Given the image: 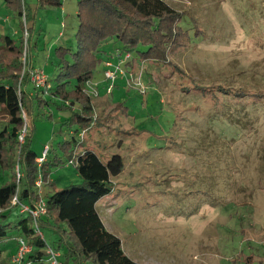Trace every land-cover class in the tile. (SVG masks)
Returning a JSON list of instances; mask_svg holds the SVG:
<instances>
[{"label":"rangeland","instance_id":"rangeland-1","mask_svg":"<svg viewBox=\"0 0 264 264\" xmlns=\"http://www.w3.org/2000/svg\"><path fill=\"white\" fill-rule=\"evenodd\" d=\"M25 1L35 9V0ZM164 1L186 11L179 25L188 29L190 46L169 57L182 74L172 75L150 61L127 62L106 96L103 73L109 67L104 62L116 63L124 53L116 40L100 46L102 60L89 82L99 95L92 94L94 110L98 113L117 100L130 110L119 122L89 137V146L103 158L118 154L123 162L113 175L114 190L96 202V211L137 264H264V108L255 109L252 126L241 128L231 121L230 111L220 105L211 109L190 92L191 80L205 84L242 79L251 85L247 88L264 90V0ZM75 3L65 0L63 11L62 7L37 10L32 47L22 56L28 87L34 66L43 68L48 84L55 85V48L74 50L76 45ZM18 30L17 17L0 0V35L18 40ZM42 114H52V121ZM69 116V109L58 110L51 103L37 110L33 122L23 114V131L33 124L32 148L37 154L45 145L68 137L72 128L59 135L54 131ZM4 118L0 112V123ZM119 124L134 132L121 135ZM84 148L77 146L76 151ZM49 153L48 148L45 158ZM8 176L0 171V184ZM51 179L55 190L82 182L69 163L54 168ZM48 190L52 191L41 184L42 196ZM21 215L16 206L10 218ZM40 230L52 245L51 231ZM17 245H8L4 253L12 262L15 254L22 261L27 253Z\"/></svg>","mask_w":264,"mask_h":264},{"label":"trees","instance_id":"trees-1","mask_svg":"<svg viewBox=\"0 0 264 264\" xmlns=\"http://www.w3.org/2000/svg\"><path fill=\"white\" fill-rule=\"evenodd\" d=\"M75 1V49L55 48L58 65L55 85L50 86L47 80L45 89H37L33 85L28 87L29 74L23 70V52H29L32 47L37 10L61 8L65 0H35L34 10L25 0H3L19 21L20 36L14 40L0 35V112L5 116L3 124L0 123V171H7L9 175L0 184V264H50L49 249L57 254V264H137L124 253L120 239L105 228L95 208L100 198L114 190L113 175L121 171L123 162L118 154L103 158L96 147L88 144L91 132L102 133L109 124L119 122L120 118L128 116L129 107L117 100L96 113L87 84L102 60L99 57L101 44L111 39L119 42V51L124 54L116 63L106 60L105 65L106 62L118 63L122 68L127 62L150 61L157 67L168 68L172 75L173 71L182 74L169 57L190 46L188 29L179 25L186 11L176 10L164 0ZM24 32L28 33L25 39ZM196 34H199L197 28ZM104 81L109 84L105 78ZM243 82L231 79L202 84L191 80L190 92L193 98L208 103L211 109L220 105L230 111L233 124L250 127L257 118L255 109L264 108V90L247 88L251 85ZM50 103L58 110H70V116L60 122L54 134H62L70 128L72 132L56 145H47L50 155L38 163L41 152L37 154L32 148L34 127L32 124L31 129L23 131V114L33 122L37 110ZM42 115L50 121L53 119L52 114ZM119 125L121 135L134 132ZM114 128L117 130L116 126ZM81 130H84L82 137ZM21 134L22 141L19 140ZM77 146L85 148L78 152ZM66 163L74 166L82 182L55 190L52 170ZM39 179L52 190L44 196L35 184ZM14 197L16 204H12ZM39 202L44 204L45 212L34 217L31 211ZM16 206H20L22 215L12 220ZM24 206L28 209L23 210ZM41 228L51 231L52 245L47 244ZM14 237L16 241L6 242ZM19 238L29 251L22 261L12 262L4 253L8 245L18 244ZM4 242L7 245L2 247Z\"/></svg>","mask_w":264,"mask_h":264},{"label":"built area","instance_id":"built-area-1","mask_svg":"<svg viewBox=\"0 0 264 264\" xmlns=\"http://www.w3.org/2000/svg\"><path fill=\"white\" fill-rule=\"evenodd\" d=\"M125 56L128 57V55H125ZM106 66H108L109 68L104 71V78H105V80L109 81V84L107 85L106 91H107V93H110L111 88H112V83H113L114 79L117 77V75L119 74L121 68H120V65L118 63L112 64L110 62H106ZM29 73H30L31 83L35 88L45 89V87H47V75L45 74V72L42 68H39V67L31 68ZM87 87H88V89H90L91 94L97 96V92L94 91L89 84H87ZM22 136H23L22 134L19 136L20 141H22ZM47 149H48V146L45 145L41 151V156L37 159L38 163H40L45 158V156L47 154ZM35 184H36V186H38L40 188L42 183L39 179L35 182ZM16 203H18V202L16 200V197H14L12 200V204H16ZM27 209H28L27 207H25V206L23 207V210H27ZM31 212H32V215L34 217L42 215L45 212L44 204L42 202H39L37 204V207ZM18 250L21 252H28L29 251V247L20 238L18 239ZM48 253L50 256V264H57V261H56L57 254L54 253L53 251H51L50 249L48 250ZM14 257L15 258L13 259V261H19L21 259L20 255H18L17 257L15 255Z\"/></svg>","mask_w":264,"mask_h":264},{"label":"crops","instance_id":"crops-1","mask_svg":"<svg viewBox=\"0 0 264 264\" xmlns=\"http://www.w3.org/2000/svg\"><path fill=\"white\" fill-rule=\"evenodd\" d=\"M63 9H64V5L62 6V8L60 9V10H62L63 11ZM62 13H64V12H62ZM19 32V30L17 31V33ZM63 34L61 33V32H59V36H62ZM35 67V66H34ZM105 85H106V83H104ZM106 94H108V93H106L105 92V94L104 95H106ZM99 96V95H98ZM107 96V95H106Z\"/></svg>","mask_w":264,"mask_h":264}]
</instances>
